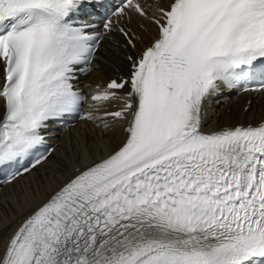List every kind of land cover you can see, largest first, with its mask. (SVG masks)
I'll list each match as a JSON object with an SVG mask.
<instances>
[{
	"label": "snow or ice",
	"instance_id": "6c2138e0",
	"mask_svg": "<svg viewBox=\"0 0 264 264\" xmlns=\"http://www.w3.org/2000/svg\"><path fill=\"white\" fill-rule=\"evenodd\" d=\"M102 6L0 0V184L48 163L51 125L101 131L0 264H264V118L206 129L211 98L264 92V0H120L98 30ZM106 41L127 71L86 96Z\"/></svg>",
	"mask_w": 264,
	"mask_h": 264
},
{
	"label": "bare ground",
	"instance_id": "6f19581e",
	"mask_svg": "<svg viewBox=\"0 0 264 264\" xmlns=\"http://www.w3.org/2000/svg\"><path fill=\"white\" fill-rule=\"evenodd\" d=\"M147 27L150 32H153L152 26ZM142 34L144 37L148 35L147 33ZM114 49L108 47V59L115 63L123 62L120 55L122 51L117 55ZM97 62L102 71H93L90 78L106 79L113 69L101 59H98ZM247 96L250 98L247 111L244 109L246 97L238 96L235 101L229 100L222 105H214L217 100H211L207 105L209 117L207 125L219 127L227 124L255 122L261 119L264 114V96L251 94ZM100 136L99 129H91L85 123L74 127L69 135L62 137L61 144L47 164L38 167L34 173L19 178L0 192V227L7 226L4 232L5 236L20 223L27 210L45 199L59 183L60 172L57 171V166L60 165L63 168L61 161L74 158L85 142L90 148H94L95 142L99 140ZM118 138L119 134L112 137L113 144ZM107 139L105 137V140Z\"/></svg>",
	"mask_w": 264,
	"mask_h": 264
}]
</instances>
